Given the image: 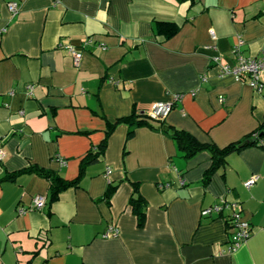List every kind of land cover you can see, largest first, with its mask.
<instances>
[{"label":"crops","instance_id":"1","mask_svg":"<svg viewBox=\"0 0 264 264\" xmlns=\"http://www.w3.org/2000/svg\"><path fill=\"white\" fill-rule=\"evenodd\" d=\"M154 20L179 29L165 39ZM87 38L74 65L59 44ZM238 39L246 57L264 51V0H0V264H264L259 145L228 154L204 183L209 152L185 158L163 130L136 126L126 138L130 128L118 122L78 185L50 204L48 181L35 172L5 178L35 165L73 179L107 122L144 116L176 93L163 127L218 147L252 132L264 120V71L260 92L220 74L235 63ZM251 174L258 180L245 188ZM130 182L146 202L142 226L128 204ZM37 194L44 207L29 209ZM221 198L240 202L250 225L232 252L228 212L201 215ZM110 226L117 233L104 237Z\"/></svg>","mask_w":264,"mask_h":264},{"label":"trees","instance_id":"2","mask_svg":"<svg viewBox=\"0 0 264 264\" xmlns=\"http://www.w3.org/2000/svg\"><path fill=\"white\" fill-rule=\"evenodd\" d=\"M177 2H189L193 4L196 0H175ZM153 31L155 35L162 36L167 39L177 33L179 27L175 22L165 21V20H154L152 22ZM118 122H124L129 126L127 131L126 138H129L133 133V128L136 126H149L152 128H159L169 135V137L175 143L177 149L182 152V155L185 158L193 157L199 151H207L211 156V163L209 168L203 174V181L206 183L209 179L210 174L217 168L223 167L226 163V157L232 152H239L240 150L254 145H259L264 148V120H262L255 130L250 133H247L240 139L233 141L223 147H218L213 143H201L197 141L191 134L188 132L176 129L171 126L163 127L162 121H153L147 118L145 115H138L133 111L127 117H123L114 122H107V128L105 130V136L101 143L97 146V149L88 150V152L83 156L81 163L79 165L78 175L70 180L64 179L59 176L56 172L38 167L35 165H29L23 169H20L14 173L9 174L5 178L11 180L13 177L20 173L35 172L41 177L45 178L48 181V190H49V204L55 201L58 197L60 191L68 188L75 187L78 185L80 177L83 174L84 167L95 160L100 156L106 146V139L114 128V125ZM158 122L159 126H155L153 123ZM132 186V191L128 199V204L131 207L132 213L137 219V225L142 226L145 220V208L146 202L142 195L138 191L137 183L130 182ZM115 186H108L105 190L103 197L109 199L111 194L114 191Z\"/></svg>","mask_w":264,"mask_h":264},{"label":"built area","instance_id":"3","mask_svg":"<svg viewBox=\"0 0 264 264\" xmlns=\"http://www.w3.org/2000/svg\"><path fill=\"white\" fill-rule=\"evenodd\" d=\"M17 3L9 2L7 3V9L10 13L14 14L17 11ZM213 36V32H211ZM90 39L83 40L80 44L75 45L72 43H61L59 46L68 53L71 57L74 65H77L80 58L83 55L85 48L90 44ZM243 42L238 39L232 48L235 56V63L233 65L222 64L220 66L221 75H233L237 79H241L247 82L253 89L260 92L262 90L261 83V73L264 71V51L255 57H246L242 54ZM220 56H214L212 60L218 63ZM30 88V86H29ZM182 94L176 93L172 95V98L167 101H159L153 103L149 109L146 111L145 116L153 121H162L168 115V113L173 109L174 105L179 103ZM3 152L0 150V161L3 159ZM61 163L63 161H60ZM109 173V170H107ZM258 180L257 174H251L246 180L243 181V186L245 188L251 187ZM46 203L45 196L34 195L31 199L29 209H42ZM28 208L23 206L17 207V212L20 214L25 213ZM223 211H227V220L232 227L231 242L227 247V252L234 251L241 243H243L250 234V225L247 220L242 216V210L240 202L238 201H228L226 199H219L218 202L205 207L201 210L202 216H209L212 213L220 214ZM117 230L114 226L107 227L104 231L103 236L115 235Z\"/></svg>","mask_w":264,"mask_h":264}]
</instances>
